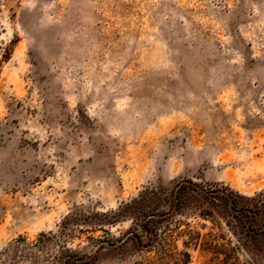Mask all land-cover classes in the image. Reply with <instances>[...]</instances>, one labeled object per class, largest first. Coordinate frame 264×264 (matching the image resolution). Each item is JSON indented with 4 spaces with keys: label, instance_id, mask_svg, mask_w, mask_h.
Returning <instances> with one entry per match:
<instances>
[{
    "label": "rangeland",
    "instance_id": "obj_1",
    "mask_svg": "<svg viewBox=\"0 0 264 264\" xmlns=\"http://www.w3.org/2000/svg\"><path fill=\"white\" fill-rule=\"evenodd\" d=\"M0 264H264V0H0Z\"/></svg>",
    "mask_w": 264,
    "mask_h": 264
},
{
    "label": "trees",
    "instance_id": "obj_2",
    "mask_svg": "<svg viewBox=\"0 0 264 264\" xmlns=\"http://www.w3.org/2000/svg\"><path fill=\"white\" fill-rule=\"evenodd\" d=\"M174 198L178 199L177 192L174 193ZM154 222H155L154 218H152V216H148L145 221L137 224V227L135 228L136 232H139L140 233L139 235H142V234L145 236L148 235V238L150 239L153 236V230L155 228Z\"/></svg>",
    "mask_w": 264,
    "mask_h": 264
}]
</instances>
